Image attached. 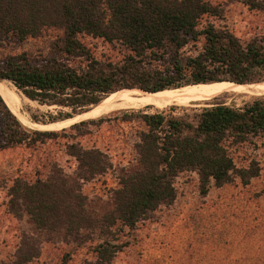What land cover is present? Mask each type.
Wrapping results in <instances>:
<instances>
[{
	"label": "trees",
	"instance_id": "16d2710c",
	"mask_svg": "<svg viewBox=\"0 0 264 264\" xmlns=\"http://www.w3.org/2000/svg\"><path fill=\"white\" fill-rule=\"evenodd\" d=\"M240 1L264 12L251 0ZM220 17L206 0H0V45L37 39L48 30L59 33L46 56L23 52L0 59V81L41 106L70 111L50 115L48 124L84 113L120 91L154 94L192 85L263 83L264 39L243 42L210 21ZM86 37L117 49L120 58L97 56ZM188 48L195 52L187 53ZM123 113V121L135 117L144 130L137 134L134 165L122 171L119 188L107 202L82 194V184L106 174L112 163L99 148L78 144L67 152L78 164L73 173L51 164L43 177L15 178L8 189V212L20 220L28 217L32 238L23 237L12 257L0 264H29L40 257L42 242L54 240L91 243L93 264H111L124 247L119 234L134 231L159 207L174 203L178 175L196 172L202 195L234 179L246 187L259 176L255 161L238 168L231 150L264 139V97L238 109L203 108L191 119ZM60 132L24 127L0 94V150L34 149Z\"/></svg>",
	"mask_w": 264,
	"mask_h": 264
},
{
	"label": "rangeland",
	"instance_id": "374dc122",
	"mask_svg": "<svg viewBox=\"0 0 264 264\" xmlns=\"http://www.w3.org/2000/svg\"><path fill=\"white\" fill-rule=\"evenodd\" d=\"M206 1L217 7L221 15L218 19L210 18L211 22L228 28L243 42L264 39V12L250 10L240 0ZM251 2L264 6V0ZM57 36L58 32L48 30L40 38L28 39L23 43L14 39L3 42L0 45V59L23 52L46 56L50 43ZM83 40L93 46L97 56H121L117 49L112 50L101 41H92L87 37ZM186 52L190 54L195 51L188 48ZM15 92L21 100L20 114L15 116L24 127L38 131H66L46 139L34 149L23 145L0 150V262L12 257L23 237L32 238L28 217L20 220L8 212V189L15 178L35 180L43 177L51 164L58 165L66 173H73L78 164L67 154L70 145L78 144L84 149L99 148L111 158L112 169L82 184V194L89 200L107 202L112 192L119 188L122 171L133 167V147L137 134L144 130L143 124L135 117L123 121L126 110L105 115L101 117L105 119L104 122L85 125L79 130L69 129L77 123L53 128L51 124L65 120L48 124L49 116L58 118L60 112H70L68 109L41 106L26 99L17 90ZM262 97L264 95L211 96L204 99V104L191 107L170 106L163 110L149 107L135 111L144 114L163 112L175 117L189 116L191 119L195 112L203 108L222 105L238 109ZM34 117L42 123L35 122ZM231 156L238 168L255 161L260 169L259 176L246 187L239 179H234L231 184L222 188L211 187L207 195H202L196 172L178 175L174 180V203L159 207L134 231L125 229L119 234L124 247L111 264H264V139L252 140L233 148ZM92 250L91 243L44 241L40 246V257L29 264H93L95 255Z\"/></svg>",
	"mask_w": 264,
	"mask_h": 264
},
{
	"label": "bare ground",
	"instance_id": "6f19581e",
	"mask_svg": "<svg viewBox=\"0 0 264 264\" xmlns=\"http://www.w3.org/2000/svg\"><path fill=\"white\" fill-rule=\"evenodd\" d=\"M15 90L16 89L7 81H0V94L4 98L6 105L17 116L20 114L21 100ZM144 93L120 91L111 94L108 98L104 99L100 104L92 107L87 112L76 115L63 122L51 124L50 126L56 128L61 125L99 119L119 110H138L149 107L163 110L170 106L191 107L196 106V104H204V99L211 96H261L264 95V83L252 85L212 83L186 86L173 90H164L154 94Z\"/></svg>",
	"mask_w": 264,
	"mask_h": 264
},
{
	"label": "water",
	"instance_id": "95a60500",
	"mask_svg": "<svg viewBox=\"0 0 264 264\" xmlns=\"http://www.w3.org/2000/svg\"><path fill=\"white\" fill-rule=\"evenodd\" d=\"M143 92V91H142ZM146 93V92H145ZM79 123H81V122H79ZM79 123H77V124H79ZM75 125V124H74Z\"/></svg>",
	"mask_w": 264,
	"mask_h": 264
}]
</instances>
